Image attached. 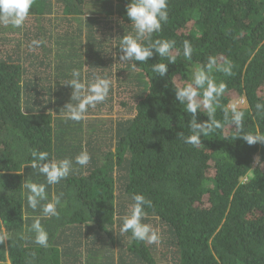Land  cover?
<instances>
[{
  "label": "trees",
  "instance_id": "trees-1",
  "mask_svg": "<svg viewBox=\"0 0 264 264\" xmlns=\"http://www.w3.org/2000/svg\"><path fill=\"white\" fill-rule=\"evenodd\" d=\"M127 3L34 0L28 16L37 34H46L39 65L47 75L24 78L22 62L0 56V233L12 237L0 243V264H264V144L248 145L223 119L224 107L242 99L244 131L264 133V115L255 109L264 102V0H168V21L153 34L175 41L177 62L164 77L152 71L167 63L155 52L135 61L137 69L120 60L122 36L134 34ZM112 20L115 29L106 26ZM5 28L13 29L0 23V35ZM184 40L193 46L191 60L183 57ZM209 56L232 65L231 75L211 73L226 84L214 105L223 127L193 147L179 136L191 134V114L175 87L190 82ZM74 69L85 81L106 74L112 82L106 100L80 122L62 117L72 89L61 83ZM51 79L58 88L43 84ZM118 88L129 92L120 100L127 116L103 118ZM197 119L207 120V110H197ZM30 149L73 160L68 177L46 187L49 200L63 193L59 216L41 218L48 248L29 231L41 208L27 205L22 184L46 182L25 165ZM82 150L91 156L83 167L75 163ZM137 193L152 201L144 222L158 243L120 232Z\"/></svg>",
  "mask_w": 264,
  "mask_h": 264
},
{
  "label": "clouds",
  "instance_id": "clouds-1",
  "mask_svg": "<svg viewBox=\"0 0 264 264\" xmlns=\"http://www.w3.org/2000/svg\"><path fill=\"white\" fill-rule=\"evenodd\" d=\"M33 3L34 0H0V23L4 26L20 27L29 15ZM126 15L131 21L134 34L122 36L119 43L120 60L132 62V68L137 69L135 61L146 62L155 52L159 57L166 58L167 63H154L152 71L164 77L168 73V65L177 62V56L171 51L175 46V41L163 38L153 39V34L160 33L162 24H166L168 21V0H129V3L126 4ZM41 43L42 41L33 40L30 47H38ZM192 52L191 42L184 40L183 57L191 60ZM213 68L225 75L232 74V65L229 61L219 63L216 57L209 56L207 63L195 70L190 82L175 87L176 99L179 104L185 105L186 112L191 114L188 124L191 134L185 135L180 132L179 136L185 144L193 147L202 144V136H207L215 129L223 127V124L215 118L214 105L225 93L226 84L215 81L211 75ZM61 84L68 85L72 89L70 102L63 107L65 111L62 113V117L66 121L80 122L86 119L90 107H95L106 100L112 82L106 74H93L90 80L85 81L81 78V72L74 69L71 79ZM55 87L58 88V86ZM243 103L242 100L230 101L223 109L224 121L234 125L236 137L242 138L248 145L264 144V133L244 131L245 112L241 109ZM201 107L207 110V120L199 121L197 119V110ZM255 109L257 113L264 115V102L258 101ZM30 155L31 163L25 165H30L32 169L37 170L40 175L45 177L46 182L36 183L26 180L22 184L27 205L33 210L41 208V217L33 219L29 231L34 233L35 244L48 248L49 234L42 226L41 218L59 216L57 206L61 204L63 193L53 194L49 200L46 187L59 184L68 177L72 171L73 160L67 157L57 159L55 156H50L48 151L37 149H30ZM90 159L91 156L87 150H82L75 156V163L82 167L87 166ZM42 201L47 202L41 205ZM132 201L130 211L120 218L122 221L120 232L122 234L131 232V237L141 242L158 243V232L151 224L144 222L147 219L145 209L152 207V201L139 193L132 195ZM11 238V234L7 232L0 233V243L11 240Z\"/></svg>",
  "mask_w": 264,
  "mask_h": 264
},
{
  "label": "rangeland",
  "instance_id": "rangeland-1",
  "mask_svg": "<svg viewBox=\"0 0 264 264\" xmlns=\"http://www.w3.org/2000/svg\"><path fill=\"white\" fill-rule=\"evenodd\" d=\"M33 18L34 17L32 16H27L24 23L20 27H13V29L5 28L3 34L0 35V56H10L11 58L18 59V61L22 62L23 67L25 69L23 77L30 78L31 80H35L36 78L45 76L48 73L47 69H44V67H46L45 65H39V57L41 55H44V51H42V47H40L42 45L40 44L38 47H30L31 41L33 40L43 41V45L46 42V34H44V32H42V35H40V33L37 34L36 28L34 24H32ZM104 24L105 23H102L101 32L102 34L103 32L108 34L109 31L107 30ZM106 26H110L112 29H115L117 27L116 23H114V20H112L111 23H106ZM44 83L45 85L50 84L51 86H54L53 79H51L50 81L44 80L43 84ZM120 90V88L117 89L118 92L116 93V96L112 99L111 109L109 110L108 107L104 108V110H100V114L103 118L108 117V119H115L119 116H127V107L124 106L120 100H126L125 96L127 94L128 97L129 92H123L121 94ZM123 91H130V89H126ZM258 161L259 156H254L252 163L253 166H255Z\"/></svg>",
  "mask_w": 264,
  "mask_h": 264
},
{
  "label": "crops",
  "instance_id": "crops-1",
  "mask_svg": "<svg viewBox=\"0 0 264 264\" xmlns=\"http://www.w3.org/2000/svg\"><path fill=\"white\" fill-rule=\"evenodd\" d=\"M54 84V83H53ZM55 85V84H54Z\"/></svg>",
  "mask_w": 264,
  "mask_h": 264
}]
</instances>
